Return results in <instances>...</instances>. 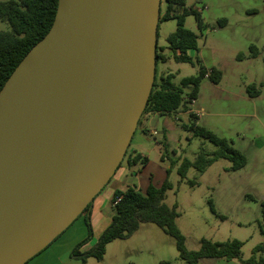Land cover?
<instances>
[{
  "label": "water",
  "instance_id": "95a60500",
  "mask_svg": "<svg viewBox=\"0 0 264 264\" xmlns=\"http://www.w3.org/2000/svg\"><path fill=\"white\" fill-rule=\"evenodd\" d=\"M161 0H58L0 89V264H25L121 163L155 75Z\"/></svg>",
  "mask_w": 264,
  "mask_h": 264
},
{
  "label": "rangeland",
  "instance_id": "374dc122",
  "mask_svg": "<svg viewBox=\"0 0 264 264\" xmlns=\"http://www.w3.org/2000/svg\"><path fill=\"white\" fill-rule=\"evenodd\" d=\"M163 4L162 0L161 11ZM184 8L197 11L204 24L197 29L193 15L185 18V27L196 34V49L187 53L191 61L176 63L169 57L165 38L176 23L173 19L161 22L157 46L167 59L156 64L155 76L170 73L172 82L178 84L180 79L196 75L200 67L217 70L218 82L208 77L200 80L196 97L188 104L195 116L191 122L225 139L245 163L232 170L229 160L218 159L203 172L189 167L181 179L177 167L184 159L193 162L199 152L210 154L216 147L182 128L190 121L180 109L165 116L164 143L142 132L137 124L120 168L127 167L130 150L140 145L151 161L149 173L154 181L169 171L171 189L166 191L164 203L175 206V223L185 248L197 250L202 238L214 242L236 239L243 243L241 257L246 259L264 241V1L185 0ZM221 19L225 23L219 26ZM0 29L8 27L0 21ZM250 46L256 48V57L250 56ZM251 87L258 91L257 96L250 97ZM260 256L264 258V252ZM73 264L185 263L178 258L170 236L152 223H142L130 237L108 243L101 260L89 257Z\"/></svg>",
  "mask_w": 264,
  "mask_h": 264
},
{
  "label": "trees",
  "instance_id": "16d2710c",
  "mask_svg": "<svg viewBox=\"0 0 264 264\" xmlns=\"http://www.w3.org/2000/svg\"><path fill=\"white\" fill-rule=\"evenodd\" d=\"M57 1H0V21L8 27L7 30L0 29V89L28 50L48 32L54 19ZM184 1L163 0L165 4L164 11L159 10L158 24L170 19L175 20V29L167 35L165 41L171 58L177 63H190L191 59L187 53L196 49V34L185 27V18L193 15L197 29L204 28L199 13L192 8H184ZM224 23V19L218 20L219 26ZM249 51L251 57L257 56V50L254 46H250ZM159 61L164 62L165 57L162 54V48L157 46L156 32L155 67ZM207 73L208 78L214 83L218 82L220 73L214 69L206 71L200 67L196 75L184 77L180 79L178 84L172 82L173 75L170 73L161 75L157 79L155 70L147 102L137 122V124L140 123V119L145 113L169 115L181 109L183 112H187L190 121L188 125L183 124L182 128L187 129L195 137L210 141L216 147V150L210 154L199 152L193 162L184 159L177 167V173L181 179L185 178L189 167H195L198 172H203L208 165L218 159L229 160L232 170L242 167L245 163L244 157L231 148L225 139L218 138L210 131L196 127L191 122L195 116L188 109V104L195 99L198 84ZM246 89L249 90V87ZM251 90L253 93L250 97L258 95V91L254 87H251ZM127 161L130 164L139 163L140 166H143L146 164L147 159L139 154H133L127 156ZM188 184L193 185L192 182H188ZM169 189H171V184L166 178L159 187L149 184L144 193L133 188L116 191L113 198L120 197V200L114 206V215L111 222L100 233L91 248L81 250L82 246L92 237L88 215L90 202L80 214L84 215L87 235L82 241L74 245L69 253L70 258L81 262H85L89 257L101 260L105 246L108 243L115 239L130 237L142 223H152L174 240L178 258L185 264H198L202 258H216L226 261L237 260L240 264H264V258L260 256L264 252V241L256 245L252 249L251 255L246 259L241 257L243 243L236 239L214 242L202 238L199 241L197 250H187L184 245V237L175 223L177 217L175 206L168 207L164 203L165 193ZM209 207L214 213L215 211L210 202ZM261 232L264 234L263 231Z\"/></svg>",
  "mask_w": 264,
  "mask_h": 264
},
{
  "label": "crops",
  "instance_id": "0c3cea01",
  "mask_svg": "<svg viewBox=\"0 0 264 264\" xmlns=\"http://www.w3.org/2000/svg\"><path fill=\"white\" fill-rule=\"evenodd\" d=\"M162 5V0L161 4ZM165 5L163 4L164 11ZM196 24V23H195ZM185 25V22H184ZM168 50V49H167ZM169 51V50H168ZM189 52V51H188ZM163 54V50H162ZM164 55V54H163ZM165 57V55H164ZM169 57L171 58L170 51ZM165 57V61H166ZM174 61V60H173ZM175 62V61H174ZM177 63V62H176ZM165 116L159 113H145L141 119L139 126L142 132L153 136L157 142H163L166 139L165 133ZM133 137V135H132ZM132 139V138H131ZM131 141V140H130ZM139 154L145 157L147 162L140 166L139 163L130 164L127 161V167H118L119 170L110 178L108 183L102 190L93 198L89 208V222L91 226V239L82 246L81 250H87L93 246L100 233L109 225L112 216L114 215V205L112 198L116 191H125L128 188H133L141 193H144L149 184L154 187H159L167 178L168 173L165 171V176L160 177L158 181H154V177L149 173L151 161L147 154H144L142 147L138 145V149H131L128 155ZM137 166H140L139 168ZM117 168V169H118ZM138 168V169H137ZM116 169V170H117ZM137 172H134L135 170ZM161 174V173H160ZM170 183V182H169ZM87 235V230L84 222V215H79L59 236L56 237L45 249L31 258L26 264H73L78 260L70 258L69 253L74 245L82 241ZM198 264H240L237 260H222L216 258H202Z\"/></svg>",
  "mask_w": 264,
  "mask_h": 264
},
{
  "label": "built area",
  "instance_id": "2783aa9c",
  "mask_svg": "<svg viewBox=\"0 0 264 264\" xmlns=\"http://www.w3.org/2000/svg\"><path fill=\"white\" fill-rule=\"evenodd\" d=\"M205 77H208V73L205 75ZM120 197H114L112 200V204L115 206L117 204V202H119Z\"/></svg>",
  "mask_w": 264,
  "mask_h": 264
}]
</instances>
